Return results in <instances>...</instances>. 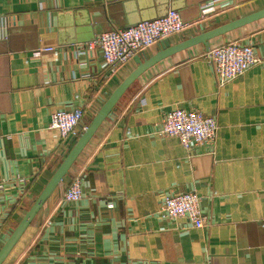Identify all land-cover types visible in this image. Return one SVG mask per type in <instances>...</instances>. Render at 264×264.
<instances>
[{
	"label": "crops",
	"instance_id": "crops-1",
	"mask_svg": "<svg viewBox=\"0 0 264 264\" xmlns=\"http://www.w3.org/2000/svg\"><path fill=\"white\" fill-rule=\"evenodd\" d=\"M137 1L0 0V17H20L0 38V248L73 146V137L62 139L50 127L52 113L79 106L88 124L138 67L136 57L158 52L161 41L111 71L100 49L86 56L67 44L138 24L127 23L140 15ZM201 1L142 0L154 13L182 6L187 25L164 38L171 45L202 33L201 24L210 30L264 8V0H219L202 13ZM124 2H132L129 12ZM83 13L90 25L82 24ZM229 41L251 44L263 56L264 18L144 72L3 264H264V62L220 83L206 53ZM47 46L56 50L32 57ZM174 108L215 117L216 139L186 149L162 135ZM76 174L83 199L67 202ZM185 191L201 197L205 227L160 216L164 197Z\"/></svg>",
	"mask_w": 264,
	"mask_h": 264
},
{
	"label": "built area",
	"instance_id": "built-area-1",
	"mask_svg": "<svg viewBox=\"0 0 264 264\" xmlns=\"http://www.w3.org/2000/svg\"><path fill=\"white\" fill-rule=\"evenodd\" d=\"M19 21L20 17L15 14L0 17V38L6 37L8 27ZM186 25L179 11L169 10L163 16L141 21L134 26L101 32L94 40L74 45V54L88 55L100 49L104 67L112 71L145 48L181 32ZM54 50V46L43 47L33 52L32 57L38 58L42 52ZM206 58L220 83L233 80L252 66L264 62V55L259 56L251 44L241 41L221 43L209 50ZM84 115V109L79 106L70 110L59 109L52 113L50 127L57 130L62 139L73 137L74 145L88 126ZM218 129V122L213 116L198 110L174 108L166 113L160 133L178 138L189 149L192 144L213 142ZM82 181L81 174L71 178L65 190V201L76 203L83 199ZM108 207L113 208L114 204L109 203ZM159 214L163 218L186 217L197 228H203L207 224L201 197L195 191L168 193L163 199Z\"/></svg>",
	"mask_w": 264,
	"mask_h": 264
},
{
	"label": "water",
	"instance_id": "water-1",
	"mask_svg": "<svg viewBox=\"0 0 264 264\" xmlns=\"http://www.w3.org/2000/svg\"><path fill=\"white\" fill-rule=\"evenodd\" d=\"M216 1L219 0H202L201 1V3H203V5L201 6L202 13L211 11L213 7L218 6V3H216ZM137 2L140 5V15L138 16V18L137 17L135 18L133 14L128 16V20H127L128 24H134L140 21L155 19L157 17L167 14L169 10L178 11L182 8L181 5L179 6L170 5L165 8V11L154 13L153 9L146 10V8H144L145 3H143L142 0H138ZM226 2H229V0H223V2H219V3L224 4ZM131 3L132 2H124L127 8V12L131 10V5H130ZM110 11L112 10L109 9V12ZM205 15L210 16L208 14ZM62 16L63 15L58 11L57 18L59 21H61ZM96 16L98 15H95L93 17L94 21ZM82 17H85L82 24L90 25L87 14L85 15L83 13ZM262 18H264V8L210 30H204V26L203 24H201L200 29L202 30V33L175 45H171L169 40L163 39L159 43V50L154 56L150 58L148 57L141 58L140 56L136 57V62L138 63V67L128 77H126L123 80V82L112 92L109 98L105 100V102L103 103L97 114L88 123L87 128L83 132H81L79 138L76 140V142L74 143L68 154L65 156L59 167L56 169V171L54 172V174L52 175L51 179L46 184L42 192L38 195V197L35 199V201L31 205L29 210L26 212L22 220L18 223V225L12 231V233L10 234L4 245L0 248V264H3L6 261V259L8 258V256L10 255V253L18 243V241L21 239L27 228L31 225V223L38 215L42 207L45 205L47 200L59 188V186L61 185L62 181L66 178V176L70 174L71 167L73 166L79 155L82 153V151L87 147V145L92 140L94 135L97 133L102 123L107 118H111L113 116L116 110V105L121 99V97L144 72H146L148 69H150L152 66H154L162 59L178 51L196 46L200 43H203L207 46L211 39L218 36H222L230 31L243 27L249 23H252ZM54 19H55V15L53 12L50 15V22L51 23L54 22ZM76 21L77 18L75 17V23L73 25L71 24V26L74 25L76 26L77 25ZM62 27H68V25L64 24L62 25ZM94 29H95V25H93V30ZM97 29H101V28H97ZM95 38L96 36L95 34H93V36H91L90 38H84V39L78 38L77 40H72L67 44L76 45L79 43H85L87 41L94 40Z\"/></svg>",
	"mask_w": 264,
	"mask_h": 264
}]
</instances>
